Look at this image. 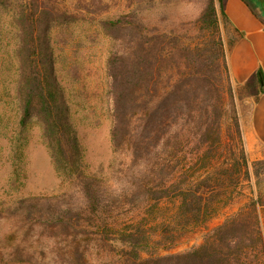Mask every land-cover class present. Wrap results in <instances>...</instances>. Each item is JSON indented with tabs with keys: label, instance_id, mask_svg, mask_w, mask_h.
I'll return each instance as SVG.
<instances>
[{
	"label": "trees",
	"instance_id": "trees-1",
	"mask_svg": "<svg viewBox=\"0 0 264 264\" xmlns=\"http://www.w3.org/2000/svg\"><path fill=\"white\" fill-rule=\"evenodd\" d=\"M76 2L0 0V11L19 33L13 49L21 122L40 121L56 171L68 183L63 193L0 208V220L16 229L50 228L61 264H96L89 255L93 246L109 249L97 264H257L251 260L262 245L257 202L227 219L199 248L162 253L229 206L242 171L249 174L244 153L242 161L218 167L222 81L231 75L214 0L200 17L204 44L195 49L179 46L136 14L110 13L106 0ZM85 14H96L111 40L106 73L115 179L89 172L59 78L55 30Z\"/></svg>",
	"mask_w": 264,
	"mask_h": 264
},
{
	"label": "rangeland",
	"instance_id": "rangeland-1",
	"mask_svg": "<svg viewBox=\"0 0 264 264\" xmlns=\"http://www.w3.org/2000/svg\"><path fill=\"white\" fill-rule=\"evenodd\" d=\"M76 1L59 0L73 7ZM240 1L264 18V0ZM106 2L110 13L124 14L128 18L136 14L147 26L156 27L158 33L178 39L179 46L195 49L204 44V32L200 30L199 20L210 0ZM214 3L219 11L220 35L227 56L235 33L223 16L221 4L218 0H214ZM95 16L90 14L56 28L54 37L56 42L59 41L56 53L58 71L85 150L89 172L115 179L117 155L110 139L112 110L106 73L111 40L99 27ZM18 35L10 16L0 11V208L29 196L57 195L68 186L56 171L40 121L32 117L24 124L21 122L19 59L13 49ZM123 37L127 36L122 33ZM222 90L225 112L221 121L222 144L218 167L230 164L234 159L242 161L244 153L250 164L249 174L245 176L242 171L241 184L229 206L206 226L185 234L171 249L162 253L182 254L199 248L205 238L227 219L240 211L248 212L250 204L257 202L262 245L256 248L251 260L264 264V159L251 161L244 139V124L255 91L251 87L237 85L231 76L230 79L223 78ZM52 235L54 231L50 228L27 226L16 229L14 223L0 220V263L61 264L62 258L55 253ZM108 250L93 246L89 252L91 260L97 264L108 255Z\"/></svg>",
	"mask_w": 264,
	"mask_h": 264
},
{
	"label": "crops",
	"instance_id": "crops-1",
	"mask_svg": "<svg viewBox=\"0 0 264 264\" xmlns=\"http://www.w3.org/2000/svg\"><path fill=\"white\" fill-rule=\"evenodd\" d=\"M248 8L240 0L223 1V12L235 33L227 55L231 77L237 85L255 91L244 124L248 156L255 161L264 159V18Z\"/></svg>",
	"mask_w": 264,
	"mask_h": 264
}]
</instances>
